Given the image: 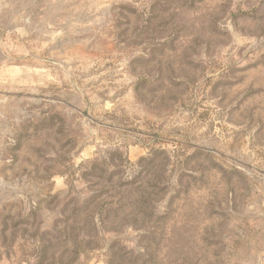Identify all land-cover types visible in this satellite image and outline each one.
Masks as SVG:
<instances>
[{"label": "rangeland", "instance_id": "374dc122", "mask_svg": "<svg viewBox=\"0 0 264 264\" xmlns=\"http://www.w3.org/2000/svg\"><path fill=\"white\" fill-rule=\"evenodd\" d=\"M0 264H264V0H0Z\"/></svg>", "mask_w": 264, "mask_h": 264}, {"label": "trees", "instance_id": "16d2710c", "mask_svg": "<svg viewBox=\"0 0 264 264\" xmlns=\"http://www.w3.org/2000/svg\"><path fill=\"white\" fill-rule=\"evenodd\" d=\"M164 153H166V152L163 151V150H161V151H159V150L154 151V154H155V155H157V154H164ZM92 168L95 169L96 167L94 166V167H92ZM152 193H154V192H151V193L148 194V196L145 198L146 201L148 200L149 196H150ZM141 201H142V205H143L144 202H143V200H141Z\"/></svg>", "mask_w": 264, "mask_h": 264}]
</instances>
